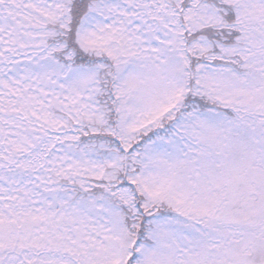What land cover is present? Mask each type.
<instances>
[{
	"label": "snow or ice",
	"instance_id": "1",
	"mask_svg": "<svg viewBox=\"0 0 264 264\" xmlns=\"http://www.w3.org/2000/svg\"><path fill=\"white\" fill-rule=\"evenodd\" d=\"M0 264H264V0H0Z\"/></svg>",
	"mask_w": 264,
	"mask_h": 264
}]
</instances>
